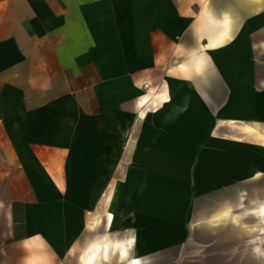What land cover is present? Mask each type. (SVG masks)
I'll list each match as a JSON object with an SVG mask.
<instances>
[{"label": "crops", "instance_id": "obj_1", "mask_svg": "<svg viewBox=\"0 0 264 264\" xmlns=\"http://www.w3.org/2000/svg\"><path fill=\"white\" fill-rule=\"evenodd\" d=\"M241 28L264 52V0H0V264H264L226 239Z\"/></svg>", "mask_w": 264, "mask_h": 264}, {"label": "rangeland", "instance_id": "obj_2", "mask_svg": "<svg viewBox=\"0 0 264 264\" xmlns=\"http://www.w3.org/2000/svg\"><path fill=\"white\" fill-rule=\"evenodd\" d=\"M245 29L241 28L240 35L239 74L237 76L229 72L223 76L224 83L236 82L238 79L240 86L234 92V95H237L240 100L238 108L240 115H245L244 120H240V149L243 151L249 147L251 152L253 149L255 150L256 155V170L249 173L244 172L246 175L245 178L249 180L243 186L244 191L250 194L251 200H255V203H253L254 201L249 202V211L246 208L241 209L239 216V234L236 235V230H234V234L226 235V239L229 242H235L238 239L241 245L253 241L264 244V226L260 223L258 212L252 213L253 209L256 210L262 204L260 202L264 195V57L262 56L264 52L252 51V47L262 41L263 37L262 35L254 36L245 34L243 33ZM263 30L264 28L256 29V31L262 32ZM253 41L256 43L253 44ZM228 70H234V73L236 72V60L234 66ZM248 125L250 126L248 127ZM130 178L133 179V182L129 181L131 185H128L123 190L124 195H127L128 201L127 203L123 202L122 205H126L124 207H126L127 211H135L138 198L135 197L137 188L134 185V180L141 178V173L137 174V172L132 171ZM149 179L152 180L151 175ZM90 180L91 173L84 178L85 182ZM117 190L118 188L114 184L111 185L108 183L105 194H114ZM99 191L100 189L97 188V193ZM151 194L149 193L144 198L150 200ZM244 253L247 254V252ZM256 254L261 259H264V247L260 251H257Z\"/></svg>", "mask_w": 264, "mask_h": 264}, {"label": "bare ground", "instance_id": "obj_3", "mask_svg": "<svg viewBox=\"0 0 264 264\" xmlns=\"http://www.w3.org/2000/svg\"><path fill=\"white\" fill-rule=\"evenodd\" d=\"M118 195V192H116L115 198ZM114 210V209H113ZM258 215H259V219H260V223L264 226V204L260 206V208H258Z\"/></svg>", "mask_w": 264, "mask_h": 264}, {"label": "snow or ice", "instance_id": "obj_4", "mask_svg": "<svg viewBox=\"0 0 264 264\" xmlns=\"http://www.w3.org/2000/svg\"><path fill=\"white\" fill-rule=\"evenodd\" d=\"M124 255H126V253H122V257H123ZM105 259H107V254H105ZM132 264H137V262H136V261H133Z\"/></svg>", "mask_w": 264, "mask_h": 264}, {"label": "built area", "instance_id": "obj_5", "mask_svg": "<svg viewBox=\"0 0 264 264\" xmlns=\"http://www.w3.org/2000/svg\"><path fill=\"white\" fill-rule=\"evenodd\" d=\"M145 88H148V84H145Z\"/></svg>", "mask_w": 264, "mask_h": 264}]
</instances>
